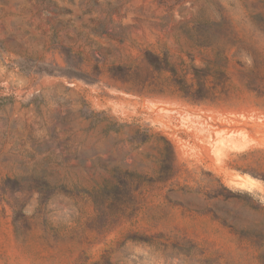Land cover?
<instances>
[{"label": "rangeland", "instance_id": "374dc122", "mask_svg": "<svg viewBox=\"0 0 264 264\" xmlns=\"http://www.w3.org/2000/svg\"><path fill=\"white\" fill-rule=\"evenodd\" d=\"M0 264H264V0H0Z\"/></svg>", "mask_w": 264, "mask_h": 264}, {"label": "trees", "instance_id": "16d2710c", "mask_svg": "<svg viewBox=\"0 0 264 264\" xmlns=\"http://www.w3.org/2000/svg\"><path fill=\"white\" fill-rule=\"evenodd\" d=\"M162 70H164V69H162ZM169 71H171L173 73L175 72L173 69H170ZM191 72L194 76V80L197 82L198 87L201 88V90H205L203 88L202 84L204 83V81L206 80L208 75L202 69H199L193 65L191 66ZM192 88H193L192 84L187 85L186 88L183 90V93H185L187 96H190V94H191L190 92H191Z\"/></svg>", "mask_w": 264, "mask_h": 264}]
</instances>
